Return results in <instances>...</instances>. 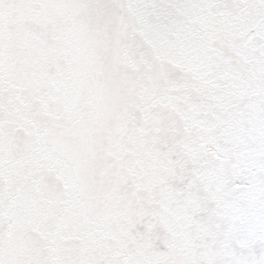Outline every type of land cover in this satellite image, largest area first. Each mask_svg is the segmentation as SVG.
<instances>
[{"label": "snow or ice", "instance_id": "6c2138e0", "mask_svg": "<svg viewBox=\"0 0 264 264\" xmlns=\"http://www.w3.org/2000/svg\"><path fill=\"white\" fill-rule=\"evenodd\" d=\"M0 264H264V0H0Z\"/></svg>", "mask_w": 264, "mask_h": 264}]
</instances>
